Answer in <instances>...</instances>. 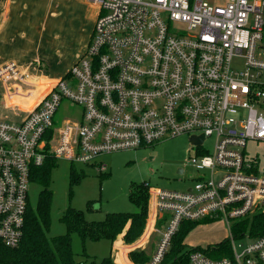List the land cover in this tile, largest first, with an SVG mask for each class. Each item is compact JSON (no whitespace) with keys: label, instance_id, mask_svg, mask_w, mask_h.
<instances>
[{"label":"built area","instance_id":"obj_1","mask_svg":"<svg viewBox=\"0 0 264 264\" xmlns=\"http://www.w3.org/2000/svg\"><path fill=\"white\" fill-rule=\"evenodd\" d=\"M88 1L98 8L89 45L46 93L15 62L0 66V102L16 109L13 119L0 114V242L19 246L29 185L48 159L105 173V155L184 135L198 174L183 191L147 184L145 237L161 239L145 264L162 263L184 221L229 227L264 212V173L245 154L248 142H264V0ZM64 100L81 113L57 125ZM243 237L252 241L238 250L231 232V257L192 246L188 264H264V234Z\"/></svg>","mask_w":264,"mask_h":264},{"label":"rangeland","instance_id":"obj_2","mask_svg":"<svg viewBox=\"0 0 264 264\" xmlns=\"http://www.w3.org/2000/svg\"><path fill=\"white\" fill-rule=\"evenodd\" d=\"M205 1L212 4L215 0ZM239 63L238 60L234 61L237 66ZM6 103L5 100L0 102V114L3 115V119H13V110L16 111V109H12L10 105L9 108H6ZM80 113V107L64 100L56 114L55 122L60 125L65 119H78ZM212 146L213 139L207 140L205 148L210 153ZM189 147V137L184 135L163 141L152 147L105 155L101 157L100 161L108 165L109 169L105 171L107 174L101 173L96 165L70 163L63 159L57 160L55 166L52 167L49 182V189L52 191V204L48 235L57 236L67 232L66 225L60 221V218L68 208L82 211L85 220L89 222L103 221L110 213L138 212L139 208L129 198L130 188L134 184L144 182L153 188L172 191L186 190L193 184L190 176L198 174L195 168L188 164L190 157L193 156ZM245 154L248 158L257 157L259 171L264 173V142H248ZM184 167L185 173L180 174L179 169ZM72 171L80 177L76 184H70ZM41 190L42 186L37 182L33 181L29 185V203L33 208L36 207ZM235 221L233 220L229 227L222 222L198 223L199 225L186 238L184 250L186 251L192 246L206 250L229 240ZM159 227L160 231L165 230L164 221L159 224ZM145 235L144 231L138 238L141 243L137 249L145 248L146 251L150 249L149 252L152 255L156 252L154 246L157 247L159 244L161 235L155 233L149 240H146ZM234 236L238 250H241V245L247 246L252 241L251 238ZM71 237L72 249L79 264H100L104 257L110 255L111 242L109 240L94 241L87 238L83 243L80 235L75 232L71 234ZM119 239L122 238H117V240ZM146 243H148V248L145 247ZM113 257L121 258L119 253Z\"/></svg>","mask_w":264,"mask_h":264},{"label":"trees","instance_id":"obj_3","mask_svg":"<svg viewBox=\"0 0 264 264\" xmlns=\"http://www.w3.org/2000/svg\"><path fill=\"white\" fill-rule=\"evenodd\" d=\"M55 164L56 160L48 159L42 167L35 169L33 181L42 186L36 207L33 208L30 204L28 206L24 235L19 246L7 248L0 242V264H79L72 249L71 234L74 232L80 235L83 243L87 238L94 241L105 239L113 243L121 237L127 244L137 241L144 233L149 213V192L147 183L143 182L134 184L130 188L129 198L139 208L138 212L110 213L103 221L89 222L85 220L82 211L68 208L60 218V221L66 225L67 232L62 235L49 236L52 204L49 182L52 167ZM79 178L72 171L70 184H76ZM198 225L191 221H184L181 224L161 264H188L191 250H184L185 240ZM232 232L236 237H241L246 233L253 237L263 235L264 212H257L245 219L235 221ZM201 250L215 258L231 257L229 240L217 244L214 248ZM129 257L135 264H145L150 261V257L143 250H133ZM100 264L114 263L112 257L108 256L104 257Z\"/></svg>","mask_w":264,"mask_h":264},{"label":"crops","instance_id":"obj_4","mask_svg":"<svg viewBox=\"0 0 264 264\" xmlns=\"http://www.w3.org/2000/svg\"><path fill=\"white\" fill-rule=\"evenodd\" d=\"M97 15L98 8L88 0H0V66L15 62L46 93L86 51ZM123 245L127 249L120 250ZM128 246L123 239L111 243L109 256L114 264H135ZM142 250L150 259L155 253ZM117 253L121 258L113 257Z\"/></svg>","mask_w":264,"mask_h":264}]
</instances>
